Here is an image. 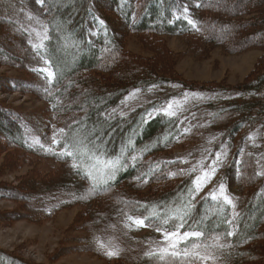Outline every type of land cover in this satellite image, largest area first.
<instances>
[{
    "label": "trees",
    "instance_id": "obj_1",
    "mask_svg": "<svg viewBox=\"0 0 264 264\" xmlns=\"http://www.w3.org/2000/svg\"><path fill=\"white\" fill-rule=\"evenodd\" d=\"M130 36L150 54L127 51ZM164 36L182 38L195 52H262L240 83L197 82L168 68ZM0 64L22 71L0 76V89L37 95L53 123L50 130L0 103V153L61 165L53 178L30 171L21 184L0 183V200L19 204L0 222L9 215L41 221L82 204L85 235L73 249L108 261L264 264V0H0ZM169 103L174 115L148 118ZM217 154V171L193 191ZM98 162L110 166L100 174ZM129 217L143 220L149 234L127 235ZM177 230L202 236L140 252ZM106 237L122 239L125 249L111 252ZM0 264L33 263L0 249Z\"/></svg>",
    "mask_w": 264,
    "mask_h": 264
},
{
    "label": "rangeland",
    "instance_id": "obj_2",
    "mask_svg": "<svg viewBox=\"0 0 264 264\" xmlns=\"http://www.w3.org/2000/svg\"><path fill=\"white\" fill-rule=\"evenodd\" d=\"M160 44L161 51L169 58H173L171 59L173 64H168V68L171 66L170 69L184 79L197 82L224 80L231 85L240 83L245 78L262 52L256 48L231 54L222 52L218 48L195 52L182 38L176 36H164ZM143 46L144 42L135 36H130L126 40V50L134 55H149L150 51ZM21 72L19 68L12 65L0 64V76L14 78L19 77ZM0 103L20 113L33 114L50 130L53 127L49 105L37 95L19 90L0 89ZM4 152L9 151L4 150L0 153V164H5L7 167V169H0L2 184L13 186L21 184L30 171L39 179L53 178L60 173V163L52 159L16 151L12 154L14 156L12 160L10 156L5 158ZM10 162L13 164L10 165ZM108 166H110L108 163L98 162L99 173L102 174ZM18 206L19 204L14 201L1 199L0 216L4 211L17 210ZM85 210H87L86 205L75 204L60 209L41 221H30L17 215H9L6 221L0 222V249L33 264H119L103 259L91 251L73 249L81 243L78 237L85 235V232L81 230ZM137 220L140 219L135 217L126 219L124 225L127 227V235L132 237L148 235L149 229L137 224ZM104 242L111 252L125 249L124 241L120 238L118 241L115 238L106 237ZM169 246L166 238L161 237L140 252H147L149 249H168Z\"/></svg>",
    "mask_w": 264,
    "mask_h": 264
},
{
    "label": "snow or ice",
    "instance_id": "obj_3",
    "mask_svg": "<svg viewBox=\"0 0 264 264\" xmlns=\"http://www.w3.org/2000/svg\"><path fill=\"white\" fill-rule=\"evenodd\" d=\"M37 2L40 3L43 6L44 0H37ZM196 6L199 7L200 5L197 4ZM187 11H188V9L185 8L184 9L185 14L187 13ZM187 22L190 25H192L194 28L196 27V25L193 23L192 20H188ZM48 76L51 77L52 73L49 72ZM132 95H135V94H132ZM172 108H173V105L171 103H169L166 108H164L162 110L154 109L153 112H149L147 114V116H148V118H151V117H153L154 114H158L160 111H163L164 113H166L168 115H174V112L171 111ZM59 131H60V134L63 135L65 130L62 128ZM54 142H55V140H54ZM67 155L68 156H73L74 154L72 152H67ZM133 159L135 160V157H133ZM221 162H222L221 161V154H217L215 159L212 161L211 165L208 167V170L203 173L202 177H198L197 178V182H196V185H195V188L193 189V191L198 192L199 190H201L203 184L206 181L210 180V178L215 174V172L217 171V167H218V165ZM73 167H76V165L73 164ZM115 170L116 169L113 166L111 173H109V178H111V175L114 174ZM193 171H195V169H193ZM181 172H183V170H181ZM87 175H88L89 178H91L93 180L95 179V177L92 176L91 173H88ZM219 187H220L221 193L223 194V190H224L223 184H221ZM212 198L215 199L216 198L215 195H212ZM224 200L226 201V203H228L230 205L232 204L231 199H229L227 196H224ZM228 222L231 223V221H228ZM136 223L139 224V225H143L144 222H143V220H137ZM179 227H183V224L181 223L178 226V228ZM158 231H159V229H158ZM164 235H165L166 240L170 244V246L172 248H175L177 242H179L181 240H184L185 238H200L202 236V233L200 231H192V232H184L181 235L179 230H177V231H173V232H165ZM227 235L228 236H232L233 233L232 232H228ZM196 247H198V245H194V249ZM171 254L175 256V255H180L181 253L173 252ZM109 255H112V253H109ZM183 255H186V256L187 255H195V256L199 257V252L193 251L192 253H189L188 251H185L183 253ZM200 258L203 259V257H200Z\"/></svg>",
    "mask_w": 264,
    "mask_h": 264
}]
</instances>
